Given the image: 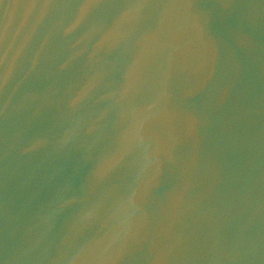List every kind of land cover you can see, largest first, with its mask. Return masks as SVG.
Listing matches in <instances>:
<instances>
[{
    "label": "water",
    "instance_id": "obj_1",
    "mask_svg": "<svg viewBox=\"0 0 264 264\" xmlns=\"http://www.w3.org/2000/svg\"><path fill=\"white\" fill-rule=\"evenodd\" d=\"M0 264H264V0H0Z\"/></svg>",
    "mask_w": 264,
    "mask_h": 264
}]
</instances>
